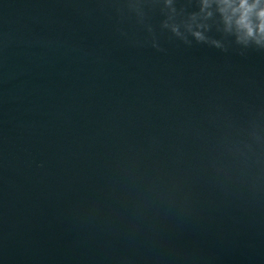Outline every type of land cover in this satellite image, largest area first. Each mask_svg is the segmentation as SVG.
I'll list each match as a JSON object with an SVG mask.
<instances>
[{
  "label": "water",
  "instance_id": "1",
  "mask_svg": "<svg viewBox=\"0 0 264 264\" xmlns=\"http://www.w3.org/2000/svg\"><path fill=\"white\" fill-rule=\"evenodd\" d=\"M166 11L0 0V264H264V49Z\"/></svg>",
  "mask_w": 264,
  "mask_h": 264
},
{
  "label": "clouds",
  "instance_id": "2",
  "mask_svg": "<svg viewBox=\"0 0 264 264\" xmlns=\"http://www.w3.org/2000/svg\"><path fill=\"white\" fill-rule=\"evenodd\" d=\"M166 9L161 27L173 35H190L197 42L206 41L210 27L231 36L241 47L264 49V0H190L194 11H178L175 0H160ZM211 43L220 47L218 41Z\"/></svg>",
  "mask_w": 264,
  "mask_h": 264
}]
</instances>
